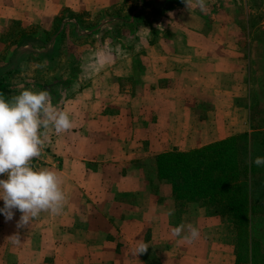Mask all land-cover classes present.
Listing matches in <instances>:
<instances>
[{"label": "crops", "instance_id": "1", "mask_svg": "<svg viewBox=\"0 0 264 264\" xmlns=\"http://www.w3.org/2000/svg\"><path fill=\"white\" fill-rule=\"evenodd\" d=\"M125 1L0 0V95L46 89L73 123L61 134L47 130L32 166L60 177L61 212L42 211L22 227L19 211L11 220L0 215V264H147L152 256L159 264H236L231 215L179 200L158 178L156 158L221 143L238 154L239 139L249 165L264 156V0H205L204 12L197 0L189 9L182 0H145L151 7L132 18V43L109 38L120 17L103 19L96 29H80L96 39L81 47V57L61 60L62 24L76 20L68 11L92 15ZM57 19L63 23L54 29ZM14 23L53 37L7 51L11 42L1 36L11 35ZM253 168L238 176L250 198L264 195V166ZM181 223L198 227L199 239L171 236ZM137 240L149 251L134 255Z\"/></svg>", "mask_w": 264, "mask_h": 264}, {"label": "clouds", "instance_id": "2", "mask_svg": "<svg viewBox=\"0 0 264 264\" xmlns=\"http://www.w3.org/2000/svg\"><path fill=\"white\" fill-rule=\"evenodd\" d=\"M182 2L189 9V0ZM197 6L201 12L206 11L205 0H197ZM72 127L69 114L51 103L46 89L25 88L11 99L0 95V174L5 177L0 178V201H3L0 215L6 220L13 218L14 209L21 213L18 227L30 224L42 211L61 212L65 195L60 177L50 169L33 168L30 161L41 154L49 128L61 134ZM252 163L264 166V156L255 157ZM172 213L169 209L167 214ZM170 234L178 242L191 244L199 239L200 230L191 223H181L172 227ZM9 239L14 244L19 242L17 236ZM147 249L144 241L137 240L134 255L143 254Z\"/></svg>", "mask_w": 264, "mask_h": 264}, {"label": "trees", "instance_id": "3", "mask_svg": "<svg viewBox=\"0 0 264 264\" xmlns=\"http://www.w3.org/2000/svg\"><path fill=\"white\" fill-rule=\"evenodd\" d=\"M68 16L77 19L79 23L78 13L68 11ZM13 25L15 28L13 27L11 35L1 38L3 42H13L20 47L23 44L36 45L38 40L41 41L40 35L34 31L26 33L16 23ZM74 33L75 31L72 35ZM64 40L65 33L62 32L59 43L66 45ZM233 141L234 139L227 142ZM225 144L203 151L159 155L156 158L157 176L173 185L179 200H201L209 206L219 208V211L216 208V212L231 215L236 223V264H264V195L261 191L255 192L250 198L247 180L241 181L238 178L241 174L253 172V167L257 166L248 163L245 140L239 139L241 146L238 154L231 153L236 149L224 146ZM254 184L261 188L260 183ZM250 201L251 212L248 211ZM225 207H231L233 211L226 210ZM145 262L159 264L154 256L145 258Z\"/></svg>", "mask_w": 264, "mask_h": 264}, {"label": "rangeland", "instance_id": "4", "mask_svg": "<svg viewBox=\"0 0 264 264\" xmlns=\"http://www.w3.org/2000/svg\"><path fill=\"white\" fill-rule=\"evenodd\" d=\"M141 6L144 8H150L151 4L150 2H146L145 0H126L125 3L121 5H115L109 9L99 10L97 12H94L91 14H85V12L81 11L79 12V24L77 22V19L70 22L63 23L62 21H55L54 29L60 26V22H62V28L63 32L65 33V40L67 46H64L65 44L59 43V51L61 54V60H65L66 62L71 61L72 59L75 60V56L81 57L83 55V49H81L82 46L85 44H93L95 42V36L92 34L87 33H79V31L82 30H93L96 29L98 26H100L101 21L103 19L108 20L110 18H118L120 17L122 21V25L118 24L117 22L114 24L113 22L110 23V27H113V30L115 34L109 35L110 40H124L125 43H132L133 40V29L134 24L136 20L134 19L132 23V18L135 16L136 13H138L141 10ZM144 15L140 16L144 21L148 19V16H151V10H147V12H142ZM147 13V16L145 15ZM139 17V16H138ZM140 18L137 19V21H140ZM150 18V17H149ZM259 22H256V25H258ZM107 28V27H106ZM32 31H34L36 34L40 35V39L45 40L46 43L50 41V39L53 37L52 34L45 33L43 34L39 28H31ZM53 29V30H54ZM123 29V31H122ZM77 30V35H72L74 31ZM85 32V31H84ZM62 33V32H61ZM5 35L1 36L4 37ZM101 37V35H100ZM72 42V43H71ZM117 42V41H115ZM72 45V46H71ZM16 47V44L11 42L7 48V51H10ZM68 50V51H65ZM66 52V53H65ZM8 55V53H6Z\"/></svg>", "mask_w": 264, "mask_h": 264}, {"label": "built area", "instance_id": "5", "mask_svg": "<svg viewBox=\"0 0 264 264\" xmlns=\"http://www.w3.org/2000/svg\"><path fill=\"white\" fill-rule=\"evenodd\" d=\"M36 159H37V157L32 158V160L30 161L31 166L34 165V162H35Z\"/></svg>", "mask_w": 264, "mask_h": 264}]
</instances>
